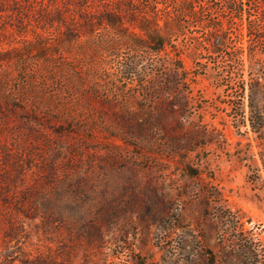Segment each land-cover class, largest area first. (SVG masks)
<instances>
[{"label":"rangeland","instance_id":"1","mask_svg":"<svg viewBox=\"0 0 264 264\" xmlns=\"http://www.w3.org/2000/svg\"><path fill=\"white\" fill-rule=\"evenodd\" d=\"M211 15L229 49L197 61L184 48L177 78L165 55L112 45L111 30L75 31L81 41L60 53L66 28L0 13V188L26 206L1 210L0 264L63 248L74 264L87 252L107 264H264V43L244 21L237 58L230 13Z\"/></svg>","mask_w":264,"mask_h":264},{"label":"trees","instance_id":"2","mask_svg":"<svg viewBox=\"0 0 264 264\" xmlns=\"http://www.w3.org/2000/svg\"><path fill=\"white\" fill-rule=\"evenodd\" d=\"M219 10H226L231 15L230 21L235 31L233 41H239L238 37L242 36L241 26L245 21L250 43L255 38L259 43H264V0H0V13H5L8 24L32 23L48 28H66L68 34L65 35L66 40L61 43L60 53H72L74 43L81 41L80 33L75 34V31H91L93 34L101 27L111 30L112 45L118 44L135 53L144 52L154 57L163 58L165 55L169 61L164 60L161 67L168 69V77L174 75L177 78L185 71L179 59L184 48H192L197 55V61L209 60L229 49L230 38L223 35L227 31L223 21L219 18H205ZM130 27L135 31H130ZM200 28L206 31L203 41H199V37L191 33ZM44 33L37 34L40 36H36L40 39L38 43ZM38 46V52L46 56L50 45H44L42 41ZM243 51V43L236 42L237 58L242 59ZM76 54L83 60L87 59L85 52L79 50ZM171 54L177 58L173 69L169 68L172 65ZM67 75L70 79L73 78V73L69 70ZM162 90L160 87L156 89L158 102H161ZM25 190L21 192L23 195L28 194L29 189ZM6 192L0 188V198L3 199V203H0V213L2 208L6 207L25 213L26 206L23 203L11 202L15 194ZM55 207L48 210V223L57 221L52 215ZM2 215L9 225L8 237L12 240L18 238L15 233L18 230L16 220L4 209ZM95 238L102 241V233L97 230ZM19 253L20 264H74L75 259L73 254L64 248L53 254L41 252L35 256L23 250ZM99 255L101 257L87 252L82 264H107L104 254L101 252Z\"/></svg>","mask_w":264,"mask_h":264}]
</instances>
